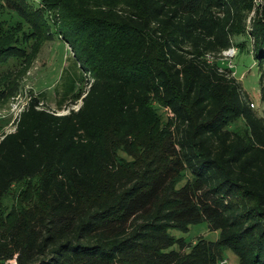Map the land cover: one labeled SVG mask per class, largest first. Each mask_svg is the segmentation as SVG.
I'll return each mask as SVG.
<instances>
[{"label": "trees", "instance_id": "1", "mask_svg": "<svg viewBox=\"0 0 264 264\" xmlns=\"http://www.w3.org/2000/svg\"><path fill=\"white\" fill-rule=\"evenodd\" d=\"M263 1L0 0V103L56 34L90 79L0 137V264H264V115L218 60L264 66Z\"/></svg>", "mask_w": 264, "mask_h": 264}, {"label": "rangeland", "instance_id": "2", "mask_svg": "<svg viewBox=\"0 0 264 264\" xmlns=\"http://www.w3.org/2000/svg\"><path fill=\"white\" fill-rule=\"evenodd\" d=\"M262 4L264 5V1ZM234 41V48L223 52L218 60L222 67L233 70V75L241 82L254 109L259 115H264V66H260L254 56L253 39L250 35L237 36ZM11 64L8 69L18 71L21 67V62L16 59L12 60ZM83 76L84 68L80 66L75 57V48L56 34L53 40L42 45L31 67L22 75V92L18 98L0 103V137L15 130L16 119L32 96H41L44 93L43 107L55 110L60 106L64 95L72 96L79 90L87 89L90 79L87 76L84 79ZM71 101L81 103L80 99L75 98H68L66 103ZM160 112L163 115L164 125H167L173 117L172 111L162 107ZM173 233L187 237L192 243L201 236L214 240L219 235L218 232L211 231L207 223L192 226L188 233L178 230H174ZM226 258L227 263L225 264H238L239 262L237 255L232 251L226 253Z\"/></svg>", "mask_w": 264, "mask_h": 264}, {"label": "built area", "instance_id": "3", "mask_svg": "<svg viewBox=\"0 0 264 264\" xmlns=\"http://www.w3.org/2000/svg\"><path fill=\"white\" fill-rule=\"evenodd\" d=\"M231 49H232V48H231ZM231 49H229V50H231ZM229 50H227V51H229ZM225 52H226V51H225ZM17 98H18V97H17ZM24 108H25V106H24ZM24 108L20 111L18 117L20 116V114L22 113V111L24 110ZM71 108H75V109L78 110V109L80 108V104H76V105H74V106L71 107ZM68 112H70V108H66V109L60 111L59 113H60V114H66V113H68ZM18 117H17V118H18ZM225 263H227V259H224V260L221 262V264H225Z\"/></svg>", "mask_w": 264, "mask_h": 264}]
</instances>
